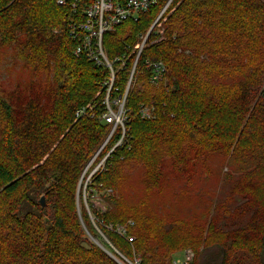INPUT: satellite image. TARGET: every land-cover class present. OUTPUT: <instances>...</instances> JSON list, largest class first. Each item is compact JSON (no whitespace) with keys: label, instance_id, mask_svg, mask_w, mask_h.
<instances>
[{"label":"trees","instance_id":"obj_1","mask_svg":"<svg viewBox=\"0 0 264 264\" xmlns=\"http://www.w3.org/2000/svg\"><path fill=\"white\" fill-rule=\"evenodd\" d=\"M165 1L104 35L109 58H127L110 92L113 107L128 83L136 34L151 27ZM72 2L0 0V62L11 48L14 62L30 72L0 88V264H120L88 237L76 211L82 171L112 124L104 118L108 68L74 54L69 22L86 3L75 9ZM170 11L164 38L139 57L125 133L116 128L94 162L105 158L102 169L85 186L89 199L105 192V210L90 208L112 226L103 230L115 249L137 264H175L188 249L186 264H230L234 257L233 264H245L242 248L264 264V0H173ZM161 62L165 71L153 80ZM145 106L149 118L141 114ZM212 156L223 157L233 186L215 214L230 197L233 208L246 199L231 236L215 214L187 225L168 206L177 205L169 199L176 181H192L194 167ZM137 164L143 176L133 182L125 171ZM82 215L97 235L84 207Z\"/></svg>","mask_w":264,"mask_h":264},{"label":"rangeland","instance_id":"obj_2","mask_svg":"<svg viewBox=\"0 0 264 264\" xmlns=\"http://www.w3.org/2000/svg\"><path fill=\"white\" fill-rule=\"evenodd\" d=\"M172 13L170 11V6L169 9L166 11L164 14V17L159 21L158 24L156 25H151L148 30H151V32L155 29V34H157V37L153 39L155 43L159 42L160 40H157L159 37V32L163 31L162 37L164 38V22L168 19L169 15ZM154 23V22H153ZM147 30V31H148ZM142 32L136 34V39ZM150 35V32H149ZM162 38V39H163ZM157 40V42H156ZM153 44V43H152ZM2 56L4 59L2 60V63L0 62V88H12L15 84V82L20 78L21 82L24 80L28 79V76L30 75L29 70L27 68H21V64L14 62V58L11 56V53L13 52L11 48H5L2 50ZM104 52L106 53L107 58L109 61H113L114 59L109 58L106 48L104 46ZM11 58V60H9ZM11 61V62H10ZM6 62H9L10 64H16V67L14 70H10V65H7ZM163 63V62H162ZM12 67V66H11ZM108 68V67H107ZM110 70V68H108ZM163 75V74H162ZM161 78V77H160ZM44 80V79H43ZM133 82L128 79V83L125 87V91L123 92V95H120L118 99H121L122 102L119 105H115L113 107L111 100H110V94L109 98L106 96V100H108V103L111 105V109L114 114H116V118L114 122H111L112 126L109 132V135L107 136L106 140L103 142V144L99 147V149L95 152V154L90 158L89 162L87 165H85L80 180L77 188V195H76V211L79 217V220L82 224V227L84 228L86 234L88 237L95 242L98 246L101 247L103 246V249L107 252L111 251L108 249L109 247L113 249L114 251L117 252V254L111 253L113 256H115L118 259V263H124V264H137L136 261L133 260H128L127 258L123 255H121L114 247V243L110 241L109 237L107 234H105L103 227L105 228H112L111 225L105 226L103 224V221L100 220L98 217H96L93 214L92 209L90 208V203L93 205V208H97L99 210H105V203L104 199L102 196H105L104 193L97 192L94 197H91L90 199L88 198V195L85 193V186L88 181V183H91V174L93 171L97 172L98 170H101L102 168L99 167V165L102 163L101 160L98 164L94 165V162L96 160V157L102 150V148L107 144L109 139L112 137V133L115 132L117 127H122V136L125 133L124 125H125V115H126V107L128 103V96L130 94V90L132 88ZM107 95H108V89H107ZM124 103L122 111L121 109V104ZM147 107V106H146ZM149 109V112L151 109ZM88 109V108H87ZM89 110V109H88ZM151 113V112H150ZM109 113L104 114L105 117L108 116ZM122 141V138L118 140L116 145L119 144V142ZM212 156V159L206 160L204 164L200 163L197 164L194 168L195 174H197L194 179L191 181L187 179H178L175 183V189L174 193L170 195L169 199H174L173 201L177 202V205H174L172 208L170 204L168 205L169 208L174 211L175 214H177L178 217H181L183 221L190 220V223L187 225H191L193 220L199 224H202L204 222L203 219V212L207 211V217H212L215 214V204L219 203L220 201H224L226 195H227V190L232 192L233 186L231 185V182L229 179L225 180L224 178V173L227 172V168L221 166V163L224 162V159L222 156ZM167 165H164V168ZM134 168H129L125 172V174H128L130 178L132 179L133 182H136L139 177L143 176V170L139 165L137 164L136 166H133ZM224 171V172H223ZM94 172V173H95ZM222 182V185L224 187L217 188L218 184ZM82 186V192L83 194L80 193V188ZM122 193L124 196L128 197L130 194V189L127 187V184L124 182L122 185ZM184 190L185 195L184 197H179L178 193ZM226 190V191H225ZM110 191V190H108ZM235 193V192H234ZM167 195H169V192H167ZM134 193L131 194V197L134 198ZM44 198V204L42 206H45V196H41ZM262 199V198H261ZM154 200V199H153ZM157 200V199H156ZM246 200V199H245ZM242 200L241 201H245ZM229 201V206L224 208V207H218L217 212L213 218L217 219V224H219L220 227L227 226L225 230L229 233L231 236V232L229 230L232 229V225H235V221L239 220V217L242 216V214H239L240 210L239 205L242 203L237 202V205L235 208H233L230 204L231 197L228 199ZM82 207L86 208L88 212V217H89V223L92 226V229L97 231V235H93V233L90 231L89 227L85 223V219L83 218L82 215ZM244 212V211H242ZM173 213V212H172ZM250 212L247 214L249 215ZM240 215V216H239ZM238 217V218H237ZM244 218V217H243ZM102 225V226H101ZM234 228V227H233ZM224 231V228L221 230V232ZM220 233H217V238L219 239V236H221ZM109 247H108V246ZM102 248V247H101ZM244 250L238 251L239 255L244 259L245 264H257L255 261V258L252 256L248 250H245V248H242ZM189 251L191 250H186L185 254L184 253H179L176 258L178 260L180 259L179 262L181 263H187L186 258L187 255L193 256V253L191 254ZM108 253V252H107ZM178 253V252H177ZM175 253V255L177 254ZM192 258V257H191ZM232 258V257H231ZM176 260V262H178ZM235 260V257L231 259L230 264H233ZM121 261V262H120ZM175 263V262H174Z\"/></svg>","mask_w":264,"mask_h":264},{"label":"built area","instance_id":"obj_3","mask_svg":"<svg viewBox=\"0 0 264 264\" xmlns=\"http://www.w3.org/2000/svg\"><path fill=\"white\" fill-rule=\"evenodd\" d=\"M68 0H56V4L64 6L67 4ZM86 6L83 12L75 14V18L69 22L70 35L78 40V44L74 49V54L77 57L85 56L89 61L97 66H104L110 68L109 70V80L106 82L108 86V95L114 85V81L118 76V71H120L127 62L126 55L116 56L113 61H109L104 52V35L107 32L114 31L116 27L124 21H138L141 15L149 11V8L158 3L159 0H84ZM173 0H166L162 6L160 12L158 13L153 25L159 23V21L164 17V14L169 9ZM73 8H77L79 5V0H73ZM149 32H142L133 47L131 48L132 54H135L133 65L130 71L129 80L133 81L137 63L142 51L149 47L150 44H154V41L149 42ZM163 31L159 32V37L157 40H162ZM156 40V42H157ZM114 65H118L115 69ZM155 75L153 80L159 79L163 72L165 71V66L163 63H156L155 65ZM123 95V94H121ZM120 96V95H119ZM122 102L121 99L116 100L114 105H119ZM108 116L104 118L109 122H114L116 114L113 113L111 105L108 100H105ZM124 103L121 104L122 111ZM88 109L92 108L91 104L86 106ZM81 113V112H80ZM142 116L149 118V109L145 106L141 108ZM114 133V132H113ZM112 133V134H113ZM121 141L119 142V144ZM105 158L99 165L101 168L104 165ZM95 171L92 172V174ZM91 174V175H92ZM191 253V251H189ZM192 254V253H191ZM191 255H187V260L191 259ZM179 261L175 264H179Z\"/></svg>","mask_w":264,"mask_h":264},{"label":"water","instance_id":"obj_4","mask_svg":"<svg viewBox=\"0 0 264 264\" xmlns=\"http://www.w3.org/2000/svg\"><path fill=\"white\" fill-rule=\"evenodd\" d=\"M41 202H42V204H44V198L42 197V199H41ZM101 247L103 248V246L101 245ZM115 260H117L118 261V259L115 257V256H113L109 251H107ZM121 262V261H120ZM120 264H124V263H120Z\"/></svg>","mask_w":264,"mask_h":264}]
</instances>
